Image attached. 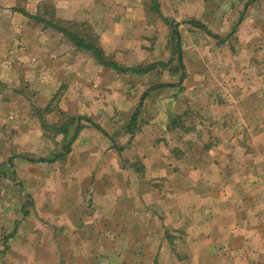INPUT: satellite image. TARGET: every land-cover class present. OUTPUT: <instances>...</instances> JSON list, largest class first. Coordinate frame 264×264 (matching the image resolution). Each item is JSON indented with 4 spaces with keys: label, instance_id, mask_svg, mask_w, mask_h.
Wrapping results in <instances>:
<instances>
[{
    "label": "crops",
    "instance_id": "1",
    "mask_svg": "<svg viewBox=\"0 0 264 264\" xmlns=\"http://www.w3.org/2000/svg\"><path fill=\"white\" fill-rule=\"evenodd\" d=\"M158 1L160 12L165 17L175 18L177 21L180 35V27L186 22L178 19V16L187 15L188 22L194 19L203 23L211 34L219 35L223 39L230 32L236 35L238 25L252 23L250 20L245 23L240 22V11L243 9L234 1L231 5L234 9L230 8L231 12L228 13L218 7L215 10V0H186L187 12L181 11L182 9L178 12L176 6L173 7L176 3L174 0ZM165 7L167 11L164 10ZM238 7L241 10L237 9ZM14 9L15 6L11 8L13 13L21 14ZM263 17V14L258 15L255 20ZM141 19L143 16L139 20ZM189 25L190 33L193 35L190 37L195 44L193 50H197L196 41H199V32L204 30L191 23ZM115 26L116 23L112 24L108 28L109 31L115 28L112 32H116L118 27ZM251 32H256L253 25ZM43 38L45 39L42 45L45 46L38 43L30 46L33 49L42 46L44 50L42 56L47 60L42 64L44 67L47 66L45 75L50 72L51 77L55 76L59 81L56 83V88L62 86L66 89L67 94L63 97L70 100L68 105L73 103V108L70 109L65 104L58 107L45 105L37 108L40 126L43 120L48 125L45 128L55 129L54 140L62 145V149L47 158L27 157L24 160L27 163L39 162L56 168L57 180L53 190L45 189L42 193L44 196L38 197L37 191L30 188L33 185L31 182L36 180L32 176L31 169L29 168L26 173L21 171L19 178L27 184L24 186V192L33 200V208L41 212L44 219L37 217L32 211L28 215L27 207L22 208L26 217L12 223V229L7 230L9 232L6 238L0 235V258L6 253L15 260L19 257V252H23L22 246H25V241L32 240L34 248L43 258L47 253L50 258L58 254L62 261L67 260L68 263H71L68 258L81 257L86 260L91 259L89 263L85 261V264H101V259L111 262L118 260L116 264H141V261L144 262L148 257V243L159 239L162 240L159 252L170 251L177 259V264H264V75L256 76L259 86L255 89H246V85L242 84L245 77L240 73L239 68L234 69L235 74L226 77L220 75L219 78L206 76L195 70L182 80V86L185 88L183 91L171 90L168 93L170 96L157 100L152 107L146 104V100L150 98L148 100L151 103L150 93L152 95L156 93L155 96L159 93L146 90L141 101L146 119L143 124L144 129L146 132L155 130V135L158 134L154 152L151 149L149 152L146 147L141 146L140 142L143 138L138 137L139 132L136 131L135 125L133 133L126 131L129 120L126 121L123 132V135L129 136L125 142L116 140L110 132V129L115 131L116 128L117 118L113 116L117 112H129L134 108L132 101L127 97L123 103L97 107L90 103L88 98L83 100L84 87L91 82H95L97 87L99 75L85 73L78 57L74 53L71 54V51L76 49L67 40H63L62 34L53 31L48 38ZM54 39L61 40V43L58 44ZM62 43L66 44V50L62 49ZM241 46L247 51L245 57L253 56L255 51L253 41L245 42ZM75 52L81 53L77 50ZM215 59L212 58L210 62L213 63ZM201 60L198 57L192 64L200 66ZM206 61L207 59L203 58L204 64ZM239 62L241 58H236L232 64L237 66ZM255 62L259 67V59ZM150 72L152 71L145 75ZM202 81L207 88H210L205 89L203 93L194 90L196 83ZM177 83H179V75ZM260 84H263L261 89ZM171 86L175 85L171 84ZM55 90H51L50 94L48 92L47 98L50 99L57 94ZM93 91L95 94L101 92L95 89ZM196 98L202 99L201 107L203 106L206 114H213V117L220 120L222 129L220 138L217 141L213 140L210 145L206 143L209 152L217 153L218 150L221 152L219 157L214 153L207 160L210 166H220L215 176L220 183L218 189H213L212 186L200 187L199 183L206 172L203 168V175H200L201 171L191 168L186 178L187 183L181 187L176 180L177 177H181L176 164L180 161L179 156L184 150L181 149L179 141L174 139V133L181 129L182 133H185V130L188 135L193 128L189 125L182 127L177 120L179 117L176 116L191 113ZM66 102L65 100L63 103ZM169 108H171V116L166 112ZM132 111L129 112L130 118L134 113ZM43 114H46L47 119L42 116ZM227 115H232L236 119L231 124L225 123L224 118ZM68 117H74L75 120L66 127ZM78 117L81 119L77 120ZM112 124L114 127L111 128ZM77 125L79 131L70 141ZM64 127L68 131L67 134L60 132ZM230 130L241 132V135H236L237 132L234 134L230 132L229 135ZM168 133H171V136ZM141 147L145 150L139 155ZM13 160L16 162L17 159L11 156L12 170L16 168ZM135 160H139L140 163L136 165ZM233 163L235 171L232 170ZM125 171L129 177L139 182V185L128 183L126 190L123 185L126 182V177H123ZM170 172L172 175L168 174ZM168 175H170L171 187L168 186L165 191L158 192V189L153 191L154 186L148 185V181L153 176L163 178ZM0 176L9 175L0 172ZM123 193H125L124 200H117V195ZM168 195L179 207L182 205L189 209L185 221L183 215L173 219L171 215L173 210L168 208L165 212L167 220L174 225L171 231L162 229L158 218L156 219L159 227L151 226L146 233H143L142 226L139 230L133 228L136 226L132 222L133 219L138 217L147 219L149 208L156 205L159 207L157 210H160L162 208L160 199L169 198ZM131 200L135 202L134 206ZM170 216L171 219H168ZM150 220L155 223L153 217ZM181 223L187 225L184 228L187 233L183 239L181 237H184V232L180 226L184 224ZM8 225L1 223L0 228L4 226L9 228ZM175 238L187 241L189 254L178 253V243L174 244ZM6 240L18 242L22 250L16 251L12 243ZM116 244H121L120 249L115 246ZM157 252L158 248L155 250V256ZM28 264H43V262Z\"/></svg>",
    "mask_w": 264,
    "mask_h": 264
},
{
    "label": "rangeland",
    "instance_id": "2",
    "mask_svg": "<svg viewBox=\"0 0 264 264\" xmlns=\"http://www.w3.org/2000/svg\"><path fill=\"white\" fill-rule=\"evenodd\" d=\"M174 1L176 3L175 5L173 4V7L176 6L178 12L180 9H182L181 11L184 10V12L188 11L186 0ZM215 1V10L219 8L220 10H226L227 13L231 12V9H234V7H231V5H233L232 3L238 2L239 7L241 6V9H243L237 8L241 10L240 22L245 23L250 20L252 23L249 22L244 26H241V24L238 25L236 29L237 32L235 31L237 34L233 35V33L230 32L224 39L220 38L219 35H211L205 31H200L199 41L195 39L198 43V48L197 50H193V45L195 44L193 43L194 40L192 37H190L193 35H191V30L189 29V17L187 15L178 16V19L186 22L184 26L180 27L181 47L183 52L182 59L186 76L188 73L196 70L206 76H217L219 78L220 75H224L226 77L235 74L234 69L239 68L240 73H243L245 77L243 78L242 84L246 85V89H255L259 86L256 76L264 75V63H262L264 61H261L262 59L264 60V17L255 20L258 18V15L263 14L264 16V0ZM43 3L52 6L53 12L57 18H69L67 20L84 21L90 24L95 32H97L105 53L120 64L133 66L150 63L152 61H168L169 58L173 57L172 64H170L171 66L169 68L158 65L157 68L152 70L148 75L127 74L118 73L113 69L105 68L97 64L86 52L81 51V53H76V50H69L71 54L74 53L83 64L85 73L98 74L100 78L99 82H97V87H95V82H91L84 87L82 92L83 100L88 98L90 103L97 107H103L104 105H112L113 103H123L128 97V100L132 101L131 104L134 107L129 112L134 109L138 112L134 125L136 126L135 128H137L136 131L139 132L138 137L143 138L140 144L146 147L149 152H151L150 149L154 152L158 134L155 135V130H153V132H146L144 129L143 124L146 119L144 118V105H139L141 95L145 93L146 90L147 92L158 91L159 94L156 96V93L152 95L149 92L152 97V102L149 103L148 99L150 98H148L146 104L152 107L155 106L157 100L170 96L168 93L171 90L178 89L183 91V89H185L184 86H182V82L179 81V83H177L179 73L172 71L171 68L176 66L177 61L175 55L172 54L170 26L163 21L156 12L149 9L150 0H0V172L4 175H9L0 176V224H9V228L5 226L0 228V235L5 238L6 235H8L7 232H9L7 230L12 229V223L15 220H22L26 217V214H24L25 210L23 211L22 209L24 207H27L28 215L29 212L32 211L37 217L44 219L43 215L40 214L41 212L35 211L33 208V200L24 192V186L27 184L20 180L19 174L23 172L26 173L29 171V168L31 169L32 176L36 180L31 182L33 185L30 188L37 191L36 194L38 197L44 196L42 193L45 189L50 188L53 190L57 180L56 176L58 170L56 168L39 162L27 163L24 160V158L27 157L35 159L41 157L47 158L53 156L54 153L62 149V145L55 142L57 140H54L56 137L54 134L56 133L55 129L40 126L37 108L44 107L45 105H48V107H58L63 104L70 109L73 108V103L68 105L70 100L63 97V95L67 94L66 89H63L62 86L56 88V83L59 81L55 76L51 77L52 73L50 72L45 75L47 66L44 67L42 65L44 62H47V60H44V56H42L44 52L42 46H45L42 45L44 43L43 39H45L43 37L48 38L53 30L44 28L40 23H34L22 14L13 13L11 10L14 6L23 7L27 11L34 13ZM158 5H160L159 1ZM165 5L169 8L167 4ZM166 7L164 9L165 11H167ZM15 15L18 16L15 17ZM141 16H143V19L140 21L139 19ZM166 18L177 23L175 18ZM114 23L117 24L115 27H118L116 32H112L115 28L109 31L108 28ZM252 25L256 29L254 33L251 32ZM54 40L58 41V39ZM63 40L66 41L65 38H63ZM249 41H253L255 51L253 56L247 55L245 57L247 51L242 49L241 45ZM35 43L41 44L42 46L40 48L36 46L33 49L30 45ZM59 43H61V40L58 41V44ZM62 49H67L65 43H62ZM34 57H36V59ZM198 57L202 59L201 62H199L201 65L194 66L192 63ZM203 58L207 59L206 64L203 63ZM212 58H216L213 60V63L210 62ZM236 58H241V62H239L237 66L232 64L233 60ZM257 59H259V67L255 64L257 63L255 62ZM34 77L35 80H33ZM111 81H113L114 84L111 85ZM52 82L55 83L52 84ZM163 82L175 86H156ZM206 86L207 85L202 81L196 83L194 90L203 93L205 89H210ZM261 87L263 88V84H260V89ZM54 89H56L55 91L57 94L50 99L47 98V93L49 92L50 94L51 90L54 91ZM94 89L101 92L95 94L93 91ZM51 95H53V93ZM157 96L159 97L157 98ZM65 100L67 102L63 103ZM192 105H194V107L191 113L176 116L179 117L177 120L182 127L188 125L193 127L191 133L188 135L185 130V133H182V131H180L181 129L176 130L174 133V139L179 141L181 149L184 150L179 156L180 161L176 164V169L180 170L179 173L181 175V177H177L176 180L181 187L185 185L184 183H187L188 180H186V178L188 177V171L192 170L191 168L199 172L201 171L200 175H203V168L206 172H204L203 179L201 178L199 183L200 187L207 188L212 186L213 189H218L220 183L215 176L220 166H210L208 164L207 160L209 156H211V154L213 155L215 152H209V146L207 148L206 143L210 145L213 140L217 141L220 138L222 130L219 124L220 120L219 118L213 117V114H206L207 112H204L203 106L201 107V105H203L202 99L196 98ZM129 112H117V114L113 116L117 118L115 120L116 128L115 131L109 129L111 134L116 137V140L120 139L122 142H125L127 138H129V136L123 135L125 123L129 120L131 115ZM166 112L168 115H172L171 108H169V110L167 109ZM42 116L45 118L47 117L46 114ZM235 119L236 118L232 115H227L224 121L225 123L229 122L231 124ZM108 122L111 123L110 121ZM108 122H106V124ZM112 127H114V124H112L111 128ZM230 132L234 134L237 131L230 130L228 131L229 135ZM101 134L103 133L101 132ZM168 135L171 136V133H168ZM236 135H241V132ZM143 147H141L142 150H140L139 155L141 153L143 154L145 150ZM220 153L221 152L218 150L215 154L219 157ZM11 156L17 159L16 162L13 160L16 163L14 164L16 165L14 170L11 168ZM139 163V160H135L136 165ZM232 170L235 171L234 163L232 164ZM126 172L127 171L123 174V177H126V182L123 184L125 189H128V183H137L136 185H139V182L129 177V174ZM168 174L172 175L171 172ZM170 175L163 176V178L153 176L152 179L148 181V185L154 186L153 191L155 189H158V192L165 191L168 189V186L171 187ZM204 178H206V181H204ZM123 195H125V193L117 195V200H124ZM170 195H168L169 198L160 199L162 207L160 210H157L159 207L156 205L153 206V208H149L147 211L148 214H146L147 219L144 220L145 217L133 219L132 222L136 225L133 228L139 230V227L142 226V231L144 230L143 233H146L151 226L159 227V220L162 229L171 231L174 225L167 220V214L165 212L168 211V208H172L173 210L171 214L173 219L183 215L185 221L189 209L182 205L179 207L173 200H170ZM27 199H30V201ZM86 199L88 200V197H86ZM130 202L133 203L134 201L131 200ZM134 205L135 202L132 206ZM151 217L154 218L155 223H157L156 225L150 220ZM162 217L163 219H161ZM156 218H158V220ZM168 219H171V216ZM141 221H143L142 225H140ZM183 224L181 223V225ZM186 226V224L180 226L184 232V237H181L182 239L185 238L187 233L186 230H184ZM182 239H174V244L176 245L178 243L177 251L181 255L189 254V244L186 240ZM31 241H25V246H22L24 250L23 252H19L20 255L17 257L18 259L12 260L11 257L5 253L0 258V264H28L30 262H43V264H48L49 262L51 264H85V261L89 263L91 260H86L81 257L76 259L68 258L69 262H71L68 263L67 260L62 261L58 254H53L55 256L50 258L47 256V253H45L46 257L43 258L40 252L34 248L33 241ZM7 242H11V240ZM11 243L14 247L13 249H16V251L22 250L18 242H14L13 240ZM119 245L121 244H116L115 246H118V249H120ZM161 245L162 240L159 239L149 242L148 257L144 262L141 261V264H177V259L172 255L173 253L170 251L159 252ZM157 248L158 252L157 256H155V250ZM37 255L38 257H36ZM136 259L138 260V258ZM100 261L101 264H112L113 262V264H116L118 260L111 262L101 259Z\"/></svg>",
    "mask_w": 264,
    "mask_h": 264
},
{
    "label": "trees",
    "instance_id": "3",
    "mask_svg": "<svg viewBox=\"0 0 264 264\" xmlns=\"http://www.w3.org/2000/svg\"><path fill=\"white\" fill-rule=\"evenodd\" d=\"M149 9L153 12H156L163 21H165L170 26V40H171V48H172V54L175 55L177 64L175 67H171L172 71L179 73V81L182 82L184 77L186 76L185 73V67L183 63V52H182V44H181V38L180 33L178 30V24L171 19H167L164 17L160 10L157 0H150L149 3ZM16 11L21 13L23 16L27 17L28 20L34 22V23H40L42 27L49 28L55 32H58L62 34V36L78 51L86 52L94 59V61L105 67L113 69L115 72L118 73H133V74H145L149 71H152L157 68L158 65L163 67H170L173 61V57L169 58L168 61H152L150 63L145 64H138L133 66H126L123 64H120L118 61L110 57L105 53L104 48L102 47L99 36L97 32L93 29V27L84 21H74V20H67V19H60L57 18L53 12L52 6L48 5L47 3H43L41 6L37 8V11L35 13H31L27 11L23 7H15ZM189 22L197 26L198 28L204 30L206 33L211 34V32L206 28V26L194 19L189 20ZM212 35V34H211ZM164 85H171L168 83L165 84H159L158 87L164 86ZM156 87V86H154ZM145 96V93L142 94L139 105L141 104L142 98ZM138 112L135 110L132 114L131 118L129 119V122L127 124V132L133 133L134 132V121L137 117ZM81 117H78L77 120H80ZM74 117H68V122L65 124L67 127L69 124H71L74 121ZM42 126L45 128L46 123L42 120L41 122ZM64 127V129L60 130V132L67 134V129ZM99 128L98 126H96ZM79 131V125L75 128V134L72 135L70 138V141L74 139L76 136V133ZM6 247V246H5Z\"/></svg>",
    "mask_w": 264,
    "mask_h": 264
}]
</instances>
